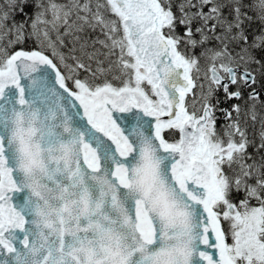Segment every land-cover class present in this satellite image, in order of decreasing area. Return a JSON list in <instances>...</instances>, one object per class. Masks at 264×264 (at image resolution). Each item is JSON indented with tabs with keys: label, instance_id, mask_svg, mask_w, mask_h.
Returning <instances> with one entry per match:
<instances>
[{
	"label": "snow or ice",
	"instance_id": "obj_1",
	"mask_svg": "<svg viewBox=\"0 0 264 264\" xmlns=\"http://www.w3.org/2000/svg\"><path fill=\"white\" fill-rule=\"evenodd\" d=\"M256 71L264 0H0V264H264Z\"/></svg>",
	"mask_w": 264,
	"mask_h": 264
},
{
	"label": "rangeland",
	"instance_id": "obj_2",
	"mask_svg": "<svg viewBox=\"0 0 264 264\" xmlns=\"http://www.w3.org/2000/svg\"><path fill=\"white\" fill-rule=\"evenodd\" d=\"M94 37H95V34H93V38ZM101 39H103V37H101ZM97 47H99V46L97 45ZM65 51H67V49H65ZM257 86H261V87L264 86V78H263V81L260 80V79L257 80ZM263 101L264 100L262 98H259L256 101L255 110H256V113H257V117H258L257 121L254 123V125H253L252 121H249V123H248L249 134L251 135L253 132H255L257 134V139H258V134H259V131H260L259 118L260 117H264V102ZM246 102H248L249 104L251 103V101L248 100V97L241 99L239 104H241L243 106ZM227 122L228 121H226V120L225 121H222V120L218 121L217 120V128L221 129ZM249 151H253V149H249Z\"/></svg>",
	"mask_w": 264,
	"mask_h": 264
},
{
	"label": "trees",
	"instance_id": "obj_3",
	"mask_svg": "<svg viewBox=\"0 0 264 264\" xmlns=\"http://www.w3.org/2000/svg\"><path fill=\"white\" fill-rule=\"evenodd\" d=\"M256 27H257V26H253L252 31H256ZM29 46H31V43H29ZM234 67H235V66H234ZM239 69H244V70H246V69L243 67V65H240V66H239ZM254 75H255V77H256L257 80L260 79V80L263 81L264 73H261L260 71H256V72H254ZM256 83H257V81H256ZM259 87H260V89H263L261 86H259ZM232 91H233V90H232ZM261 92H262V93H261V97H260V98H262V99L264 100V91L262 90ZM218 98H219V100H220V104H219V108H220V109H224V108L230 109L231 106H232L233 104L240 103V101H241V100H239V101H237V100H228V101H226L225 98H224V93H222V92H220V93L218 94ZM263 102H264V101H263ZM216 115H217L218 117H220V118L223 117V113L220 112V111H217Z\"/></svg>",
	"mask_w": 264,
	"mask_h": 264
},
{
	"label": "flooded vegetation",
	"instance_id": "obj_4",
	"mask_svg": "<svg viewBox=\"0 0 264 264\" xmlns=\"http://www.w3.org/2000/svg\"><path fill=\"white\" fill-rule=\"evenodd\" d=\"M241 70H244V69H241ZM245 71V70H244ZM263 89H260L259 86H257V83L255 82V84H253L250 88L249 87H243L241 86L240 90L242 91V95H243V98H247L248 97V94L249 92H251L253 89L255 91L258 92L259 96H258V99L261 97V91L263 90L264 91V86L262 87ZM237 89V85H231L230 86V91H235ZM223 93V91H221ZM224 109H227V108H224ZM231 109V108H230ZM218 117V116H217ZM218 121L222 120V121H225V118L224 116L223 117H218L217 119Z\"/></svg>",
	"mask_w": 264,
	"mask_h": 264
},
{
	"label": "water",
	"instance_id": "obj_5",
	"mask_svg": "<svg viewBox=\"0 0 264 264\" xmlns=\"http://www.w3.org/2000/svg\"><path fill=\"white\" fill-rule=\"evenodd\" d=\"M240 72H243L244 70L239 69Z\"/></svg>",
	"mask_w": 264,
	"mask_h": 264
},
{
	"label": "bare ground",
	"instance_id": "obj_6",
	"mask_svg": "<svg viewBox=\"0 0 264 264\" xmlns=\"http://www.w3.org/2000/svg\"><path fill=\"white\" fill-rule=\"evenodd\" d=\"M256 81H257V79H256ZM256 93H258L257 91H255Z\"/></svg>",
	"mask_w": 264,
	"mask_h": 264
}]
</instances>
